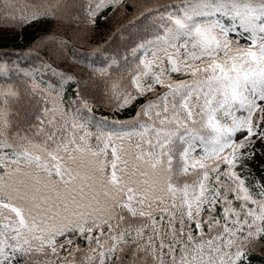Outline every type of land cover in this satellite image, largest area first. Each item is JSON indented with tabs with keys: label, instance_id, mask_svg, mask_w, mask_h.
Wrapping results in <instances>:
<instances>
[{
	"label": "snow or ice",
	"instance_id": "obj_1",
	"mask_svg": "<svg viewBox=\"0 0 264 264\" xmlns=\"http://www.w3.org/2000/svg\"><path fill=\"white\" fill-rule=\"evenodd\" d=\"M0 8V38L126 17L111 54L74 57L80 73L43 59L70 42L50 32L23 64L0 58V264H252L264 241V183H248L264 145V0ZM101 100L134 115L97 116Z\"/></svg>",
	"mask_w": 264,
	"mask_h": 264
},
{
	"label": "trees",
	"instance_id": "obj_2",
	"mask_svg": "<svg viewBox=\"0 0 264 264\" xmlns=\"http://www.w3.org/2000/svg\"><path fill=\"white\" fill-rule=\"evenodd\" d=\"M8 2L11 3L14 2V0H8ZM21 2H23V0H21ZM2 11L3 9L0 8V12ZM103 15H107V13ZM125 20L126 17L120 16L112 17L107 21L98 18L95 28L84 29L83 25H81V28L76 31H73L67 23L57 24L47 22L25 28L22 33L16 32L15 30L5 32L2 38H0V58L8 62H19L23 64L24 54L27 51V46L30 41L42 33L50 32L55 33L57 36L66 37L70 42L63 55L49 50L47 55L41 53L43 59L54 69L80 73L85 71V69L81 64L74 61V57L82 52H90L93 49L104 47L109 49V52L105 53V55L111 54V50L116 48L119 41L108 43L109 37L117 27L125 22ZM77 23H80V21L77 19L72 20V25ZM72 95L71 87H69L65 99L71 98ZM96 115L123 120L133 116L134 112L128 110L119 114V116H115L101 100L96 108ZM255 147L258 154L255 155L254 159L248 161V167L251 169V179L248 181L249 184L264 183V155L259 154L261 151H264V145L256 143ZM259 248L260 250H256L255 254L250 257L252 264H264V241L260 242Z\"/></svg>",
	"mask_w": 264,
	"mask_h": 264
},
{
	"label": "rangeland",
	"instance_id": "obj_3",
	"mask_svg": "<svg viewBox=\"0 0 264 264\" xmlns=\"http://www.w3.org/2000/svg\"><path fill=\"white\" fill-rule=\"evenodd\" d=\"M244 42H245L244 40H241V43H244ZM257 143H259V142H257ZM256 250H260L259 245L257 246V249Z\"/></svg>",
	"mask_w": 264,
	"mask_h": 264
}]
</instances>
